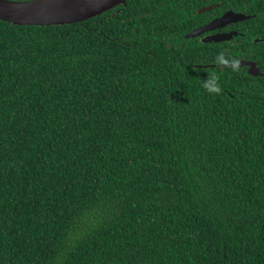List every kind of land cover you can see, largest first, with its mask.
<instances>
[{
	"label": "trees",
	"instance_id": "1",
	"mask_svg": "<svg viewBox=\"0 0 264 264\" xmlns=\"http://www.w3.org/2000/svg\"><path fill=\"white\" fill-rule=\"evenodd\" d=\"M229 10L230 41L184 38ZM0 264H264V0L0 21Z\"/></svg>",
	"mask_w": 264,
	"mask_h": 264
},
{
	"label": "water",
	"instance_id": "2",
	"mask_svg": "<svg viewBox=\"0 0 264 264\" xmlns=\"http://www.w3.org/2000/svg\"><path fill=\"white\" fill-rule=\"evenodd\" d=\"M125 2L126 0H30L20 2L0 0V21L13 26L75 25L105 14L124 5ZM215 7H218V4L200 8L197 13L203 14ZM249 18V16L229 10L206 25L190 31L184 35V38H196L207 33L201 40L203 43L227 42L238 33L235 31L208 33ZM240 67H245L250 76H263L256 63L252 61L240 60Z\"/></svg>",
	"mask_w": 264,
	"mask_h": 264
},
{
	"label": "clouds",
	"instance_id": "3",
	"mask_svg": "<svg viewBox=\"0 0 264 264\" xmlns=\"http://www.w3.org/2000/svg\"><path fill=\"white\" fill-rule=\"evenodd\" d=\"M217 66L230 68L233 72L240 71V60L235 57H226L223 52H220L214 60ZM218 76L210 74L209 77L202 81V87L210 94H220L221 87L218 83Z\"/></svg>",
	"mask_w": 264,
	"mask_h": 264
},
{
	"label": "flooded vegetation",
	"instance_id": "4",
	"mask_svg": "<svg viewBox=\"0 0 264 264\" xmlns=\"http://www.w3.org/2000/svg\"><path fill=\"white\" fill-rule=\"evenodd\" d=\"M227 12V11H226ZM218 18V17H217ZM209 23V22H208ZM240 23V22H239ZM237 24V23H236ZM236 24H231V25H228V26H226V27H224V28H222V29H219V30H216V31H213V32H210V33H208V34H215V33H218V32H232V31H235V30H233V29H231V27L232 26H234V25H236ZM206 25V24H205ZM202 27V26H201ZM197 29V28H196ZM235 32H237V31H235ZM238 33V32H237ZM207 35V33L206 34H204V35H201V36H199L198 38H200V40H202V38L204 37V36H206ZM247 70V69H246Z\"/></svg>",
	"mask_w": 264,
	"mask_h": 264
}]
</instances>
